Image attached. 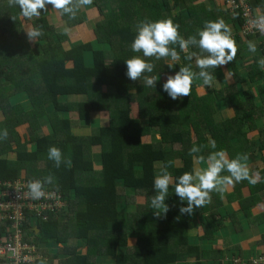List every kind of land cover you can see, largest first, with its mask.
Wrapping results in <instances>:
<instances>
[{
	"label": "trees",
	"instance_id": "obj_1",
	"mask_svg": "<svg viewBox=\"0 0 264 264\" xmlns=\"http://www.w3.org/2000/svg\"><path fill=\"white\" fill-rule=\"evenodd\" d=\"M204 1L93 0L92 5L101 13L100 20L89 22L96 43H73L67 33L57 32L48 18H52L55 9L48 5L47 12L32 19V26H43L44 35L31 44L24 29L29 20L20 15L18 6L0 0V131L8 132L7 139L0 140V191H4L6 181L43 180L52 175L53 183L46 186L59 191L66 201L65 209L56 215L50 213L46 222H37L38 242L48 258L43 264H233L230 258L240 255L231 252L227 256L232 250L215 244L217 234L227 225L218 192H212L211 202L196 208L191 215L179 212L187 204L176 196L174 186H170L165 201L169 206L165 216L153 215L150 200L154 195V176L161 165L173 161L168 170L176 179L196 167L189 155L194 144L204 146L200 155L206 158V149L226 150L222 146L231 143L233 131L244 134L241 126L255 122L263 102L255 99L251 82L264 80V69L258 64L264 58V37L257 30L244 34L256 45L254 64L241 71L242 50L238 49L235 59L227 65L234 85L218 88L213 83L206 88V95L198 93L194 79L191 95L173 101L163 91L164 82L155 88L146 87L143 78L129 82L126 76L125 60L142 56L131 50V44L137 24L145 18L182 20L179 32L185 39L196 35L206 21L223 18L237 44L240 27L243 29L246 23L241 12L233 14L222 7L217 16H207ZM248 1L264 15V0H255L254 5ZM187 8L188 18L184 15ZM61 18L71 19L72 25L88 22L84 12L74 19L68 15ZM35 47L42 48L40 57L36 56ZM175 47L181 55L185 53ZM89 52L94 54L93 68L86 65ZM189 53L196 56L185 58L177 71L191 65L198 73L196 58L200 49L190 46ZM145 59L155 65L153 72L146 75L156 76L160 71L163 76L170 72L168 58ZM245 83L247 87L243 86ZM109 86L117 87L116 95L105 90ZM236 86L241 93L232 96L233 101L239 97L236 116L217 130L210 105L215 101V109L219 103L216 99L223 100ZM198 110L203 117H196ZM102 111H107L109 125L101 127L94 136L76 134L73 120L65 116L74 112L80 121H89ZM45 122L52 127V133L36 137L35 132ZM157 134L161 139H155ZM195 134L202 137L194 141ZM210 139L215 141V149L210 147ZM253 145L254 141H250L245 148H254ZM50 146L62 151L64 162L59 168L48 159ZM95 148L101 156L100 169H96ZM239 205L250 215L256 202L252 197H239ZM121 206L128 207L127 213H122ZM247 218L254 222L250 225L264 224V212L253 211ZM29 224L28 219L26 226ZM240 225L236 224L238 230ZM196 228L203 229L200 239L208 241L207 245L192 239ZM10 230L11 222L0 220V239ZM71 239L78 242L72 245ZM257 244L263 247L264 234ZM260 255L264 256V249Z\"/></svg>",
	"mask_w": 264,
	"mask_h": 264
},
{
	"label": "clouds",
	"instance_id": "obj_2",
	"mask_svg": "<svg viewBox=\"0 0 264 264\" xmlns=\"http://www.w3.org/2000/svg\"><path fill=\"white\" fill-rule=\"evenodd\" d=\"M93 0H8L9 6H18L20 15L32 20L39 18L42 11H48V5L63 16L68 15L74 19L77 11L82 6L91 5ZM253 23L264 31V15L260 16ZM180 25L173 22L171 18L151 21L147 18L137 24L135 38L131 44V50L134 55L125 60L126 76L132 81H138L143 78L144 86L156 87L157 78L151 74L155 65L145 58L160 60L170 58L169 68H173L175 62L180 60V53L175 46L179 47L181 52L188 53L190 46L200 49V55L196 58V67L198 73L192 70L191 65L179 67L174 74H169L163 83V91L168 94L172 100L183 97H189L192 92L193 81L200 78L203 86L211 87L216 77L210 69L223 67L232 62L238 52L235 39L232 36V29L219 18L215 21H206L203 28L198 30L196 35L185 39L179 32ZM65 33L68 29H64ZM29 42H35L44 35L43 26L29 25L25 31ZM249 51L255 52L256 45L251 41L248 43ZM196 53H188L185 57L191 60ZM261 69H264V58L258 61ZM229 71L226 72V75ZM7 129L0 131V140L7 139ZM211 148L215 149L214 140H209ZM203 145H193L189 150V155L198 165L191 171H185L178 178L174 179L169 172V167L173 161L161 165L159 171L154 176L153 189L154 195L150 200V207L154 210L153 215L157 218L165 216L169 211V206L165 203L170 186H174V192L179 199L186 201L187 206H181V214L191 215L196 208H202L211 202V193L218 192L223 194L229 187L241 181H248L250 184H256L258 176L251 175L247 160L248 154H237L234 158H229L227 152L223 149L210 152L205 158L200 155ZM48 159L54 161L55 167L59 168L63 161L61 149L55 146L48 148ZM70 163V161H69ZM227 171L228 175H221ZM54 177L48 175L43 180L35 179L29 181L27 187L32 199H40L45 196V185L52 184ZM43 264V262H42Z\"/></svg>",
	"mask_w": 264,
	"mask_h": 264
},
{
	"label": "crops",
	"instance_id": "obj_3",
	"mask_svg": "<svg viewBox=\"0 0 264 264\" xmlns=\"http://www.w3.org/2000/svg\"><path fill=\"white\" fill-rule=\"evenodd\" d=\"M205 1H207L209 8L216 10V9H218V4L220 6L222 5L223 0H205ZM250 1L254 5L255 0H250ZM199 3H202V2L199 1ZM89 6L91 8L87 9L83 12H87V11L91 10L92 8H95L92 4ZM254 7H255V5H254ZM96 9H97L96 11L98 12V14L101 16L99 9L98 8H96ZM56 14L59 16L60 23L65 25V22L67 20L64 21L58 12H56L52 15L51 20L52 21L57 20ZM184 15L187 18L189 17L188 8L184 10ZM86 16H87V14H86ZM69 20H71V19H69ZM87 21L93 22L94 20H88V17H87ZM71 22H72V20H71ZM55 26H56V23H55ZM75 27L77 29L81 28L82 34L84 36H85V32L89 31L88 33H89V37H90V42L91 41L94 43L97 42L96 41L97 37H96L95 31L93 32V34L90 33L91 29H93L92 27L89 28L90 30H86L85 28H82L83 25H77ZM83 40L84 39L77 38V40L71 41V39H70V41L73 43H76L77 41L78 42H85ZM249 42H250L249 39H246L242 34L238 33V39H237L238 49L242 50V53L240 55L241 58H239V59H242V58L245 59L243 66L240 69L241 71H243L246 67L254 64V63H252L253 62L252 61V57H253L252 54L255 52L249 51V48H248ZM251 42L254 43V41H251ZM34 52H35L37 57H40L43 54V50L41 47H35ZM188 53H189V50H188ZM188 53H183V55L180 54V60L178 62H175V64L183 63L185 61V56ZM108 63H109V65H112L111 61H109ZM169 63H170V58L167 59V65ZM86 65L89 68H93L95 66L94 54L92 52H89L86 55ZM240 66L241 65H239V67ZM227 68L228 67L226 65L223 67H218L216 69H213L214 71H212V73L216 77V79L213 82L214 84H216L217 81L222 80V82H220L219 84L220 85L224 84V87H225L229 83L227 80V77H229L230 80H231V78L234 80L233 83H231L234 85V83H235L234 77L232 75L228 76L229 74L226 75ZM177 69H178V67H177ZM159 73H160V71L157 72L156 78L158 75L161 76V81H157L156 85H158L159 83L165 82L167 76L170 73L173 74L175 72H172V70H171L170 72H168V74H165L163 76L160 75ZM129 82H130V79H129ZM131 82H136V81L131 80ZM251 83H252V87L254 90L255 99H258L259 103H260V100H262V102H263L262 111H260L259 113L256 114L255 122H253V123L248 122L247 124L241 126L244 134L241 132H238V131H233L232 134H234L235 136L232 138L231 143L228 145H225V147L224 146H222V147L224 149H226L225 151H227L229 158H234L237 154H244V153L248 154L249 158L247 160V165L249 167L250 174L258 176V180H257V183L254 185L250 184L246 180H245L244 184H242L244 181L235 183V187L233 185V186L229 187L223 194H221V193L218 194L219 202L223 203V208H221V213L223 216L227 217V225H226V227L221 229V231L217 234L218 240L215 243L216 245L217 244H221V246L225 245L226 249L232 250V251L227 252V256L231 252H232V255L234 253L239 252L240 255L242 257H244L245 259H252V258H256V257L260 256L262 250L264 249L263 248L264 245H262L263 247H258V244H257L258 240H260L261 236L264 234V224L262 226L250 225V223L252 224L254 222H250V220H248V218H247L251 214L253 215V211L255 213L264 212V164L262 163V160L264 158V93H263L264 92V80H262L261 82L255 81V82H251ZM195 86H196L195 88H197V91L200 95H206L207 94V90H206L207 86H203L202 79L196 78L195 79ZM224 87H221V88H224ZM258 87L259 88L262 87L261 90L263 92L258 91L259 93L257 94L256 90H258ZM193 88L194 87H192V89ZM105 90L112 95H116L117 87L109 86L108 88H105ZM166 95L168 96L167 93H166ZM239 95L241 96V93H239ZM168 98L171 99L169 96H168ZM185 98H187V97L180 98L179 100H184ZM238 98H234V101H233L232 96L226 95L223 98V100L216 99L219 101V103L217 104L216 108L210 112V114L215 117V123L217 124V130L220 128H223L222 127L223 123L227 122L230 119H233L236 116L235 104L238 103ZM173 101H175V100H173ZM231 106H232V108H231ZM197 112H198V115L196 117H203V116H200V115H203L201 110H198ZM96 115H94V116H96ZM135 115H139V114L135 113ZM73 116H76V114H74V112L71 113L69 116L74 121L76 119H74ZM107 118H108V113H107ZM100 120H101L100 118L95 117L89 121H82V122L95 123L96 121H100ZM247 120H250V117ZM206 132H209V129H206ZM37 133L39 136L52 133V127L49 125L48 122L47 123L45 122L43 124V126L41 127V129L38 130ZM201 137L202 136H196V140L194 139V141H197ZM155 139H161V136L159 134H157L155 136ZM151 140H153V139L151 138ZM250 141H254V145L252 146L254 148H245V146L248 145L250 143ZM233 145H235V146H233ZM259 148H263V150H260ZM240 151H246V152H240ZM210 152H212L210 149H206L205 155L207 156ZM198 166H203V165L197 164L196 167H198ZM96 169H98L97 166H96ZM226 174L228 175L227 171L221 173V175H226ZM261 188H263V190H261ZM221 196H222V199H220ZM239 197H242V198L243 197L244 198L252 197L254 199V201L256 202V205L254 207H252L253 211L251 210L250 215L246 214V212L244 213L241 210L240 205H239ZM126 209L128 210V207H124L122 210V213H127ZM237 223L241 224L240 225L241 230H238L236 228ZM255 230H258V232L253 233L254 235H252L251 237H249L247 239H242V234H246L248 231L253 232ZM191 235H192V239H194L198 243L202 244V246H205L208 244V241L200 239V237L203 235V229L202 228L201 229L200 228L194 229V232L191 233ZM248 239L250 240V242L247 243V246H243V242L248 240ZM233 248H234L235 252L233 251ZM85 252H86V250H85Z\"/></svg>",
	"mask_w": 264,
	"mask_h": 264
},
{
	"label": "built area",
	"instance_id": "obj_4",
	"mask_svg": "<svg viewBox=\"0 0 264 264\" xmlns=\"http://www.w3.org/2000/svg\"><path fill=\"white\" fill-rule=\"evenodd\" d=\"M225 1L233 14L240 11L242 18L246 20L244 28L240 27V34L244 36L257 30L264 37V31L253 23L262 14L252 7L248 0ZM28 183L29 180L25 178L6 181L4 191H0V220L11 222L10 232L0 239V264H42L43 261H48L43 254V247L38 242L39 232L35 231L38 228L37 222H46L50 213L56 215L65 209L66 201L59 191L46 185L45 196L32 199L28 194ZM28 219L30 224L26 226ZM33 221H36V224H33ZM230 260L233 264H264L263 255L252 259L234 255ZM230 260L229 262H232Z\"/></svg>",
	"mask_w": 264,
	"mask_h": 264
},
{
	"label": "rangeland",
	"instance_id": "obj_5",
	"mask_svg": "<svg viewBox=\"0 0 264 264\" xmlns=\"http://www.w3.org/2000/svg\"><path fill=\"white\" fill-rule=\"evenodd\" d=\"M206 5H207V16H217L218 14H219V12L222 10V7L223 8H229V6L227 5V3H226V1L225 0H223L222 1V5L220 6L219 4H218V11H215V9H212V8H209V6H208V3H207V1H205L204 2ZM91 7L89 6V5H87V6H82L78 11H77V13H76V15L77 16H79L80 14H82V12L83 11H85V10H87V9H90ZM97 9L96 8H92L91 10H89V11H87V12H84V14L86 15L87 14V17H88V20H94V23H96L98 20H100L101 19V16L98 14V12L96 11ZM57 12V10H54V11H52L53 12V14L54 13H56ZM57 15V14H56ZM100 16V17H99ZM48 18H49V20H50V22H51V24L53 25V27H55L56 28V31L57 32H65L64 31V29L65 28H67L68 29V32H67V35H68V38L69 39H71V41H75V40H77V38H79V39H84L83 41H85V42H90V37H89V31L87 32H85V36L82 34V29L81 28H76L75 27V25L76 24H71L72 22H71V20H67L66 22L68 23H66L65 22V25H63V24H61L60 23V20H59V16L57 15V20H51L50 19V15H48ZM181 22H182V20H179V21H177V22H174V23H176V24H181ZM55 23H56V26H55ZM29 25H32V20H29L26 24H25V26H24V29H25V31L27 30V28H28V26ZM79 25V24H78ZM83 25V27L82 28H85L86 30H90L89 28L91 27L90 25H89V22H87V23H85V24H82ZM96 25V24H95ZM77 26V25H76ZM88 26V27H87ZM93 32H94V28L91 30V34H93ZM92 36V35H91ZM36 42V41H35ZM35 42H30L31 44H34ZM76 43H78V41L76 42ZM90 55V54H89ZM91 56V55H90ZM252 56L254 57V56H256L254 53L252 54ZM243 59V63H244V61H245V59L244 58H242ZM178 65L179 64H175L174 65V67L173 68H170V71L172 70V72H176L177 71V67H178ZM242 66L243 65H241L239 68L241 69L242 68ZM244 77H245V75H246V73H243L242 74ZM228 76H230V75H228ZM227 80H228V82L230 83H228L229 85H233V84H231V83H233V79L231 78V80H230V78L229 77H227ZM157 81H161V76H157ZM220 82H222V80H219V81H217V83H216V85L218 86V88H221V87H224V84H222V85H220L219 83ZM249 82V81H248ZM243 86L244 87H247L248 86V84H243ZM240 93V91H239V87L238 86H236L235 87V91H233V92H230V93H228L227 94V96H233L234 94L235 95H238ZM214 106H215V101H213L212 103H211V105H210V107H211V109L213 110L214 109ZM231 108H232V106H231ZM70 114L71 113H69V114H65V116L66 117H68L70 120H71V118L69 117L70 116ZM95 117H98V118H100L101 120L100 121H96L95 123H90V122H82V121H80L79 120V118H77V116H73V118L74 119H76V120H74L73 122V126H72V129H73V131H75V133L76 134H79V135H87V136H94V135H96V134H98L99 133V130H100V128L101 127H106L107 125H109L108 123H109V118H107V111H102V112H100V113H98ZM94 117V118H95ZM40 128H38V130H39ZM38 130H37V132H38ZM20 132H21V130H19ZM37 132H35V135H36V137L38 136V133ZM194 139L196 140V134H195V136H194ZM34 148H35V146H34ZM94 158L96 159V163H97V167H98V169H100V160H98V159H100L101 158V156H100V152L98 151V148H95L94 149ZM197 165V164H196ZM124 201V198H121L120 199V202H123ZM124 207H126V206H121V209H123ZM33 224H36V221H33ZM256 232H258V230H255V231H253V232H251V231H248L246 234H242V239H247V238H249V237H251L252 235H254L253 233H256ZM248 242H250V240L248 239V240H246V241H244L243 242V246H247V243ZM70 243L72 244V245H75L76 244V241L75 240H72L71 239V241H70ZM78 245L80 246V243H78ZM61 246V245H60ZM82 248V247H81ZM124 251V250H123ZM55 252V251H54ZM59 253H60V250H59ZM242 257V256H241ZM242 258H244V257H242ZM245 259V258H244Z\"/></svg>",
	"mask_w": 264,
	"mask_h": 264
},
{
	"label": "water",
	"instance_id": "obj_6",
	"mask_svg": "<svg viewBox=\"0 0 264 264\" xmlns=\"http://www.w3.org/2000/svg\"><path fill=\"white\" fill-rule=\"evenodd\" d=\"M37 233L39 232V228H36V230H35Z\"/></svg>",
	"mask_w": 264,
	"mask_h": 264
}]
</instances>
